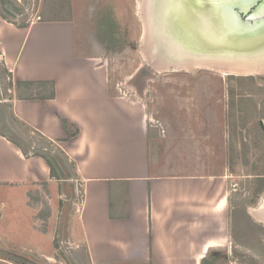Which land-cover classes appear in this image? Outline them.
Wrapping results in <instances>:
<instances>
[{
	"label": "crops",
	"instance_id": "crops-1",
	"mask_svg": "<svg viewBox=\"0 0 264 264\" xmlns=\"http://www.w3.org/2000/svg\"><path fill=\"white\" fill-rule=\"evenodd\" d=\"M10 1L25 12L0 6L4 219L14 205L36 216L48 204L44 232L54 225L55 253L45 256L54 259L64 244L69 264H264V235L244 237L254 222L241 206L230 208L228 143L223 157H194L186 149L200 148L197 136L169 142L147 104L119 90L110 63L127 44L121 4L78 1L77 23L69 15L74 0ZM185 152L202 169L169 171ZM80 181L86 194L78 212ZM59 230L67 233L61 242ZM5 240L0 235V246L34 252Z\"/></svg>",
	"mask_w": 264,
	"mask_h": 264
},
{
	"label": "rangeland",
	"instance_id": "rangeland-1",
	"mask_svg": "<svg viewBox=\"0 0 264 264\" xmlns=\"http://www.w3.org/2000/svg\"><path fill=\"white\" fill-rule=\"evenodd\" d=\"M74 1L78 8H75L76 12L69 15L79 23L84 13L78 11L80 9L78 1L84 0ZM114 1L121 4L122 18L126 21L125 25L128 30V33H123L126 30L122 32L127 44L120 46L119 52L114 55V61L110 63L115 82L128 90L125 95L140 98L147 104L155 118L152 123L159 126L160 123L164 125L166 134H169L167 135L169 142H173L172 138L187 139L189 134L197 136L200 148L186 149L189 154L191 151H193L192 155L212 154L218 159V157H223L225 144L228 143L230 208L233 210V207L241 206L248 212L250 220L254 222L242 231L244 237L251 240L248 232L250 230L257 232L260 238H263L261 234L264 235V232L261 230L264 228V220H259L253 210L258 209L264 203V191L256 204H251V200L254 185L258 180L254 174L256 166H258L257 170L264 169V146L258 147L254 144L252 133V124H256L259 120L264 127V80L256 79L255 81L248 77L230 78L229 75L257 76L264 75V71L259 70L248 74L226 73L224 70L207 67L194 70L175 69L173 66L160 68L156 66L158 62L149 60L151 52L144 51L140 46L141 39L147 34L140 10L145 0ZM100 14L104 15L101 12ZM129 40L134 41L137 44L136 47L130 45ZM247 107H251L255 113L254 118L249 120L250 125L244 124L246 121L241 119L240 108ZM235 127H237L236 132L233 131ZM243 141L247 142L246 147L243 146ZM179 145L186 147L183 140ZM231 145L237 153L233 167L230 165V158L233 155L230 151ZM189 154L185 152L186 158L183 157L184 159L180 156V164L169 167V171L201 170L195 158H187ZM52 202L55 208H59L60 202L56 194ZM13 209L8 212L9 216L5 219L4 214L7 211L2 209L0 235L10 240L11 243L25 245L28 249L34 247L31 248L34 252H23L12 246H3V248L24 254L25 260L31 257L45 264H69L67 256H70V251L64 244L54 259L45 256L55 253L54 225L50 227V232L46 233L42 230L43 224L35 218V211L32 208L20 204L14 205ZM58 234L60 242L67 237V233L62 230H59ZM0 264L23 263L18 256L4 254L0 251Z\"/></svg>",
	"mask_w": 264,
	"mask_h": 264
},
{
	"label": "water",
	"instance_id": "water-1",
	"mask_svg": "<svg viewBox=\"0 0 264 264\" xmlns=\"http://www.w3.org/2000/svg\"><path fill=\"white\" fill-rule=\"evenodd\" d=\"M4 7L2 10L6 12ZM31 11L29 7L27 15ZM143 14L147 27L151 28V41L145 35L140 46L151 56L155 54L156 62H175L167 59L165 47L172 48L171 52L176 48L187 55L217 59L264 53V0H181L176 6L167 0H148ZM256 78L264 80V75ZM0 251L25 260L22 253L3 246Z\"/></svg>",
	"mask_w": 264,
	"mask_h": 264
},
{
	"label": "bare ground",
	"instance_id": "bare-ground-1",
	"mask_svg": "<svg viewBox=\"0 0 264 264\" xmlns=\"http://www.w3.org/2000/svg\"><path fill=\"white\" fill-rule=\"evenodd\" d=\"M140 2V1H139ZM142 2V1H141ZM148 0L143 1L140 6L141 15L143 17V8H147ZM139 7V5H138ZM144 21V20H142ZM145 29L148 36V41H151L150 37V27L145 22ZM165 47V46H164ZM172 48L165 47V54H167V59L174 60L175 62L157 61L156 66L160 68L173 66L178 69L194 70L197 68H213L216 70H224L226 73H253L259 70H264V53H257L253 56L241 57L237 56H223L217 59L215 56H193L187 55L180 50L175 48V51H170ZM147 52V51H146ZM147 56V55H146ZM155 54H149V60H154ZM165 56V57H166ZM224 72V73H225ZM254 215L259 220H264V203L258 208L253 210Z\"/></svg>",
	"mask_w": 264,
	"mask_h": 264
},
{
	"label": "trees",
	"instance_id": "trees-1",
	"mask_svg": "<svg viewBox=\"0 0 264 264\" xmlns=\"http://www.w3.org/2000/svg\"><path fill=\"white\" fill-rule=\"evenodd\" d=\"M136 43L133 44L134 47ZM230 78H236V77H248V78H254V76L252 75H239L236 76L234 74H230L229 75ZM240 111H242V116L241 119L245 120L246 123L244 124H249V120L253 119L255 116L254 110L251 107H247V108H240ZM64 124L66 125V128L70 126H72V124L68 121H64ZM251 124V123H250ZM249 124V125H250ZM235 125V124H234ZM252 130H253V134H254V144L256 146H264V127L262 122L259 120L256 124H252ZM78 129H76L74 131L75 134L78 133L77 131ZM234 132L237 131V127L234 128L233 130ZM242 134V132H240ZM248 144L247 142L243 141V146L246 147ZM230 151L233 154L232 157L230 158V165L233 167L235 164V156L237 157V153L235 152V148L233 147V145L230 146ZM236 153V154H235ZM258 166H256L255 172L254 174L256 175V177L258 178L257 183L254 185V189H253V197L251 200V204H256L259 196L261 195V193L264 191V169L263 170H257ZM264 168V167H263ZM30 193V197L33 195V192H29ZM30 204H32V198L30 199ZM51 215V208L48 204H44L41 208V210L38 212V214L35 216L36 219H41L43 221V226H42V230L43 231H47L46 229V225L48 222V219Z\"/></svg>",
	"mask_w": 264,
	"mask_h": 264
},
{
	"label": "flooded vegetation",
	"instance_id": "flooded-vegetation-1",
	"mask_svg": "<svg viewBox=\"0 0 264 264\" xmlns=\"http://www.w3.org/2000/svg\"><path fill=\"white\" fill-rule=\"evenodd\" d=\"M0 6H5L4 8H6V13H8V14H14V15H21V14H23L24 12H25V10L23 11V9L20 7V6H18V7H16L10 0H0ZM28 9H26V11H27ZM243 14V13H242ZM243 15H245V14H243ZM135 42H130V45H132L133 46V44H134ZM137 44H135V46H136ZM255 81H257L256 79V76H254V78H253ZM259 80H262V79H259ZM24 255V254H23ZM25 256V255H24ZM21 260V262L23 263V264H45L44 262H41V261H38V260H36V259H32L31 257H27L26 258V260H22V259H20Z\"/></svg>",
	"mask_w": 264,
	"mask_h": 264
},
{
	"label": "built area",
	"instance_id": "built-area-1",
	"mask_svg": "<svg viewBox=\"0 0 264 264\" xmlns=\"http://www.w3.org/2000/svg\"><path fill=\"white\" fill-rule=\"evenodd\" d=\"M118 87L123 94H126L128 92V90L125 87L121 86L120 84H118ZM150 121L153 122V119H150ZM85 194H86L85 186L83 182L80 181L78 182L77 191H76V200H74V205H73L78 212L81 211L82 206L84 204ZM1 211L2 208L0 206V216H1Z\"/></svg>",
	"mask_w": 264,
	"mask_h": 264
},
{
	"label": "snow or ice",
	"instance_id": "snow-or-ice-1",
	"mask_svg": "<svg viewBox=\"0 0 264 264\" xmlns=\"http://www.w3.org/2000/svg\"><path fill=\"white\" fill-rule=\"evenodd\" d=\"M168 3L172 4L173 6H176L181 3V0H167ZM222 2V0H221Z\"/></svg>",
	"mask_w": 264,
	"mask_h": 264
}]
</instances>
